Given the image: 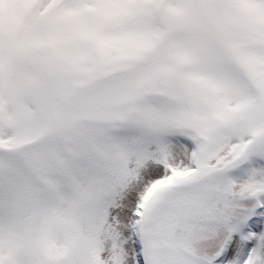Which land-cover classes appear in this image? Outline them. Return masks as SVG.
Masks as SVG:
<instances>
[{"label":"rangeland","instance_id":"1","mask_svg":"<svg viewBox=\"0 0 264 264\" xmlns=\"http://www.w3.org/2000/svg\"><path fill=\"white\" fill-rule=\"evenodd\" d=\"M263 135L264 0H0V264H138L135 214L240 158L166 199L150 250L264 264Z\"/></svg>","mask_w":264,"mask_h":264}]
</instances>
